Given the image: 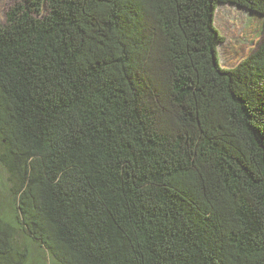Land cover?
I'll use <instances>...</instances> for the list:
<instances>
[{
    "label": "trees",
    "instance_id": "obj_1",
    "mask_svg": "<svg viewBox=\"0 0 264 264\" xmlns=\"http://www.w3.org/2000/svg\"><path fill=\"white\" fill-rule=\"evenodd\" d=\"M220 6L264 26V0L8 9L0 264H264V33L222 66Z\"/></svg>",
    "mask_w": 264,
    "mask_h": 264
},
{
    "label": "rangeland",
    "instance_id": "obj_2",
    "mask_svg": "<svg viewBox=\"0 0 264 264\" xmlns=\"http://www.w3.org/2000/svg\"><path fill=\"white\" fill-rule=\"evenodd\" d=\"M18 2L19 0H0V25L4 23L8 9ZM215 23L225 39L224 46L219 48L220 62L224 67H234L247 57L264 33L261 18L232 6H220L216 11Z\"/></svg>",
    "mask_w": 264,
    "mask_h": 264
}]
</instances>
